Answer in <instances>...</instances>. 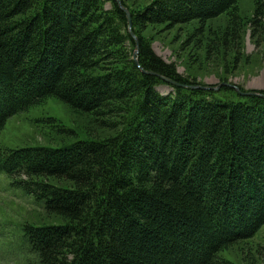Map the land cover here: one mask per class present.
<instances>
[{"label":"trees","instance_id":"obj_1","mask_svg":"<svg viewBox=\"0 0 264 264\" xmlns=\"http://www.w3.org/2000/svg\"><path fill=\"white\" fill-rule=\"evenodd\" d=\"M120 1L0 0V131L50 98L116 130L57 148L0 149V172L62 221L25 227L38 255L30 264H233L225 252L264 264L255 242L264 229V90L227 85L252 59L247 32L264 49V0L245 12V0ZM195 22L187 59L220 58L219 90L200 89L207 84L154 50L150 31L182 33Z\"/></svg>","mask_w":264,"mask_h":264},{"label":"rangeland","instance_id":"obj_2","mask_svg":"<svg viewBox=\"0 0 264 264\" xmlns=\"http://www.w3.org/2000/svg\"><path fill=\"white\" fill-rule=\"evenodd\" d=\"M252 6L251 0L241 3L243 12L250 11ZM214 24L216 29L218 22ZM195 26L197 22L183 29L182 33L178 27L172 31L165 28L150 31L151 34L157 35L154 50L166 62L176 63L178 71L183 76L216 85L221 82L220 78L224 71L222 65L217 66L221 62L220 58L217 59L216 66L192 64L187 59V54L193 46L189 41L185 43L186 36ZM183 44L186 46L181 50ZM263 52L264 49H258L251 40L250 32H247L244 54L251 55L252 59L248 64L232 72L233 76L228 77L229 83L242 85L245 89L264 90ZM194 53L198 51L194 50ZM198 61L205 63L202 56ZM158 89L164 94L171 91L167 86H160ZM115 134V129L109 130L93 122L87 114L75 112L60 99L50 98L44 104L8 120L4 129L0 131V149L57 148L80 140H95ZM34 199V196H28L12 177L0 172V264H30L38 261L37 253L32 251L26 238L27 225L62 224L60 219H54L41 205L34 203ZM255 240L264 247V229ZM222 256L221 258L233 264H244L242 252L240 255L238 252H225Z\"/></svg>","mask_w":264,"mask_h":264},{"label":"water","instance_id":"obj_3","mask_svg":"<svg viewBox=\"0 0 264 264\" xmlns=\"http://www.w3.org/2000/svg\"><path fill=\"white\" fill-rule=\"evenodd\" d=\"M119 4H121V1L120 0H116ZM123 8V7H122ZM124 9V8H123ZM126 10V12H127V14H128V19H129V22H131V16H130V14H129V12H128V10L127 9H125ZM131 33H132V31H131ZM133 34V33H132ZM134 38H135V36H133ZM136 39V38H135ZM137 40V39H136ZM137 54H138V50H136V52L134 53V60H135V62L136 63H138V58H137ZM162 79H164L165 81H167L168 83H171V84H174V85H176V83H174L172 80H170V79H167V78H164V77H162ZM229 87H231V88H235L237 91H239L240 92V89L237 87V86H235V85H231V84H227ZM221 86V85H220ZM194 88H200V87H194ZM219 86L218 87H205V88H200V89H210V90H219ZM242 93V92H241ZM242 94H244V93H242ZM249 94H256V93H249ZM246 95H248V94H246ZM259 95H261L262 97H264V95H262V94H259Z\"/></svg>","mask_w":264,"mask_h":264}]
</instances>
